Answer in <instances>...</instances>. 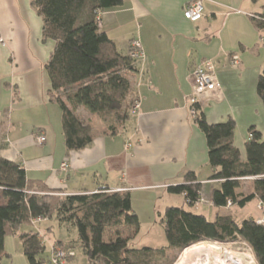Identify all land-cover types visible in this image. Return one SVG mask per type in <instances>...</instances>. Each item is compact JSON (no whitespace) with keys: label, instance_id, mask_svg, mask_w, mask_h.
<instances>
[{"label":"crops","instance_id":"0c3cea01","mask_svg":"<svg viewBox=\"0 0 264 264\" xmlns=\"http://www.w3.org/2000/svg\"><path fill=\"white\" fill-rule=\"evenodd\" d=\"M32 1L0 0V159L22 165L27 178L41 182L48 192L68 196L106 188L129 193L141 223L132 243L137 249L166 248L156 240L165 233L161 215L174 201L186 208L185 195L169 188L185 184L188 173L202 185L201 202L194 208L214 210V219L232 215L237 206L216 208L212 202L221 183L212 179L206 136L192 115V73L205 61L213 63L220 88L204 98L201 112L210 124L235 121L234 146L246 161L250 130L264 139V104L257 92L264 30L252 20L264 16V0H203V18L195 23L184 17L190 0H124L121 7L103 12L101 30L120 53L128 55L133 40L142 45L144 55L129 75L130 109L136 104L139 109L112 135L99 116L81 108L79 116L92 124L95 134L94 143L81 151H68L64 143L62 108L52 101L46 70L55 42L43 40V18ZM40 136L45 138L42 144ZM255 179L243 180V193L252 192ZM253 202L263 215L261 203ZM32 227H38L35 232L44 240L47 257L60 247L74 253L66 264L87 263L85 256L72 262L81 249L75 230L70 235L48 220ZM15 238L6 237L8 260L3 264L15 263L14 244L22 249L20 264H29L22 242Z\"/></svg>","mask_w":264,"mask_h":264},{"label":"trees","instance_id":"16d2710c","mask_svg":"<svg viewBox=\"0 0 264 264\" xmlns=\"http://www.w3.org/2000/svg\"><path fill=\"white\" fill-rule=\"evenodd\" d=\"M124 0H33L43 18V40H52L55 47L46 63L51 82L52 101L62 108V130L68 151H81L94 143L90 122L78 112L84 108L99 116L116 135L131 116L133 92L129 75L137 71V60L123 55L116 44L101 30L98 18L107 10L121 7ZM258 30H264V16L252 18ZM131 48V46H130ZM257 92L264 104V67L257 83ZM196 120L206 136L213 180L220 188L212 196L214 207H246L258 200L264 208V139L254 128L246 144L247 160L234 146L235 121L210 124L201 107H196ZM255 177L252 192H242L243 179ZM186 183L169 188L184 194L187 206L200 203L202 185L188 173ZM0 261L5 255L7 236H18L29 264H47L43 238L24 226L33 220H55L67 233L77 230L75 243L87 258L86 264H172L169 251L204 241L222 243L244 241L264 264V226L255 218L237 222L233 215L217 214L209 220L184 206L168 207L161 215L168 247L154 249L132 246L140 233L141 223L132 208L129 193H110L102 188L95 193L68 195L48 192L41 182L31 181L19 163L0 159ZM39 192L41 194H36Z\"/></svg>","mask_w":264,"mask_h":264},{"label":"built area","instance_id":"2783aa9c","mask_svg":"<svg viewBox=\"0 0 264 264\" xmlns=\"http://www.w3.org/2000/svg\"><path fill=\"white\" fill-rule=\"evenodd\" d=\"M204 5L203 0H190L184 10V17L190 22H198L203 18ZM98 22L101 26V18H98ZM0 42L3 43L1 39ZM129 55L134 60H139L143 57L142 45L140 41L133 40L131 42V48ZM193 80V94L189 98V103L192 106V115L197 117L196 107L201 106V102L204 98L211 93L219 90L220 85L214 73L213 63L211 61H205L200 66L196 67L192 73ZM139 109V105L136 104L133 107V113ZM251 137V135H250ZM37 141L42 144L45 142L44 137H38ZM68 167L67 162L62 165V170L66 171ZM255 177H246L243 180H252ZM0 189H2L0 187ZM114 193L112 191H108ZM36 194H41L36 192ZM64 198L66 194H57ZM201 202V200H200ZM232 206L231 202H228L227 207ZM259 209H263L260 204ZM45 219L37 218L33 220L34 225H38L44 222ZM258 224L264 226V213L257 220ZM44 242V240H43ZM45 244V243H44ZM74 257V253L67 251L60 247H54L51 257L47 264H66V262ZM175 264H259L256 258L254 249L244 241L235 242H218V241H204L193 244L182 251L181 256Z\"/></svg>","mask_w":264,"mask_h":264},{"label":"rangeland","instance_id":"374dc122","mask_svg":"<svg viewBox=\"0 0 264 264\" xmlns=\"http://www.w3.org/2000/svg\"><path fill=\"white\" fill-rule=\"evenodd\" d=\"M132 112H133V110H132ZM79 115L82 117V113L81 112L79 113ZM163 203H165V202H161V205H163ZM183 204L184 203L179 204L178 201H174L171 204H168L167 207H171V206L181 207ZM186 208L188 210H190L191 212H193V213H197V214L206 213L207 218L209 220H211V221L214 219L215 211L214 210L212 211V209H210V208L201 207V208L197 209V208H191V207H189L187 205H186ZM162 209H164V208H162ZM230 213L236 217L237 222H239V223H242L245 219H248L250 215H254L255 217H261V215H262L261 211L257 210V202L249 203L247 208L244 209V210H242V208H240V207H235V208H233L230 211ZM52 222L55 223L56 221L53 220ZM30 228L31 227L24 226L23 230H26V229L30 230ZM32 230H34V231L37 230L38 231V227H32ZM75 233H77V230H75ZM70 235H72V234L70 233ZM156 236H157L156 240H157V242H159L157 245L166 246V247L168 246V241L166 239L165 233L157 234ZM14 241L18 242L19 239L15 238ZM13 246L15 248H13L14 250H12L11 258H13V260H15L14 264H20L21 260H22V255L20 254L22 249H21L20 246H15V244ZM181 254H182V251H177V250L169 251V261H170V263L175 264L178 261L179 257L181 256ZM7 255H8V253L5 252V255L3 256L2 260H1L2 264L6 260H8ZM83 256H85L83 254V251L81 249H78L77 257L72 262H76V263L80 262V258L83 257Z\"/></svg>","mask_w":264,"mask_h":264}]
</instances>
